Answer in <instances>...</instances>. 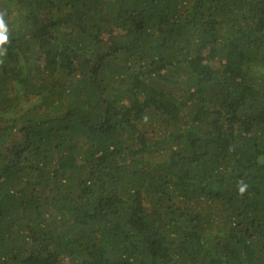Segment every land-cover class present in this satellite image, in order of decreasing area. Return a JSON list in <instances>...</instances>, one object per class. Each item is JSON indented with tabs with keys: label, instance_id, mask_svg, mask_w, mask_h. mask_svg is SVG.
I'll return each mask as SVG.
<instances>
[{
	"label": "trees",
	"instance_id": "trees-1",
	"mask_svg": "<svg viewBox=\"0 0 264 264\" xmlns=\"http://www.w3.org/2000/svg\"><path fill=\"white\" fill-rule=\"evenodd\" d=\"M0 12V264H264V0Z\"/></svg>",
	"mask_w": 264,
	"mask_h": 264
},
{
	"label": "clouds",
	"instance_id": "clouds-1",
	"mask_svg": "<svg viewBox=\"0 0 264 264\" xmlns=\"http://www.w3.org/2000/svg\"><path fill=\"white\" fill-rule=\"evenodd\" d=\"M4 12H0V44H3L7 40L6 32H7V25L4 20ZM248 185L245 184L243 181L238 183V191L241 196L247 191Z\"/></svg>",
	"mask_w": 264,
	"mask_h": 264
}]
</instances>
